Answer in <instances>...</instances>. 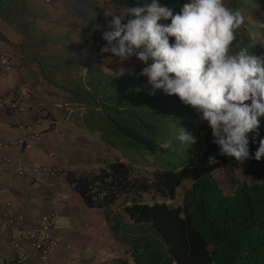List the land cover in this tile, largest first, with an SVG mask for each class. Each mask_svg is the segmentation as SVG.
<instances>
[{
	"label": "trees",
	"instance_id": "1",
	"mask_svg": "<svg viewBox=\"0 0 264 264\" xmlns=\"http://www.w3.org/2000/svg\"><path fill=\"white\" fill-rule=\"evenodd\" d=\"M12 1L13 7L6 10L3 6L8 0H0V20L26 42L23 34L28 31L15 12L19 1ZM142 2L109 0V9L120 11ZM184 2L167 0L174 6ZM255 4L256 0H241L239 7L251 14ZM237 5L233 0L232 8ZM95 10L89 40L93 55L102 60L107 55L100 53L105 28H95V24L107 25L110 18L104 16L107 9ZM254 34V26L245 19L234 45L251 46L256 54L264 53V30L259 40L252 38ZM139 72L114 74L88 68L80 86L58 87L67 100H59L61 107H54L68 112L71 107L84 108L83 132L96 136L122 157L129 153L155 157L152 171L134 170L116 159L101 162L98 170L90 173L63 172L88 208L105 213L111 238L125 248L123 257L103 264H128L129 260L133 264H264V175L251 185L238 182L234 193L226 195L214 173L236 160L218 155L207 123L177 97L160 91L150 95ZM180 127L195 135V145L178 140ZM261 132L264 135V127ZM250 147L254 152L257 146ZM164 152H184V159L177 165L163 158ZM210 155L216 156L217 164L208 165ZM187 185L180 207L165 204L175 200L177 190Z\"/></svg>",
	"mask_w": 264,
	"mask_h": 264
},
{
	"label": "clouds",
	"instance_id": "2",
	"mask_svg": "<svg viewBox=\"0 0 264 264\" xmlns=\"http://www.w3.org/2000/svg\"><path fill=\"white\" fill-rule=\"evenodd\" d=\"M76 3L84 5V0ZM104 16L110 20L102 32V55L110 54L120 64L133 58L141 62L138 75L146 79L149 94L154 96L160 91L177 97L194 110L210 128L218 155L241 164L264 160V53L256 54L251 46L234 45L245 24L242 10L229 7L225 0H186L178 6L167 0H144L120 11L107 9ZM255 27L264 30V21H258ZM129 74L136 75L134 70ZM177 138L185 145L197 143L195 135L183 127ZM250 145L257 146L254 152ZM207 163L217 164L216 156L210 155ZM238 182L244 181H236L232 192L225 194L232 195ZM188 187L178 189L176 199L165 204L180 207ZM179 190H183L182 194ZM109 239L112 241L110 236ZM60 243L59 240L56 250ZM119 245L121 252L100 264L123 257L125 248ZM128 264L133 263L129 260Z\"/></svg>",
	"mask_w": 264,
	"mask_h": 264
},
{
	"label": "crops",
	"instance_id": "3",
	"mask_svg": "<svg viewBox=\"0 0 264 264\" xmlns=\"http://www.w3.org/2000/svg\"><path fill=\"white\" fill-rule=\"evenodd\" d=\"M0 38H3L0 40V55L17 53L20 57L18 73L10 72L5 76L0 75V96L9 91L24 94L21 82L25 80L33 87V95L26 101L29 110L27 114L24 116L0 114V139H15L18 136L17 124L30 122L33 110L43 106L50 114L49 121H43L38 129L43 131V145L35 146L25 152L24 156L36 164H48L69 170L67 158L64 159L62 153L68 142L65 132L73 128L70 124L72 119L69 117L64 120L59 115V111L54 108L59 104V100H67V95L63 96L61 90L43 84L44 77L37 65V58L26 50L22 44L23 40L1 20ZM33 47L37 45L34 44ZM51 124L56 127L55 131L50 129ZM63 124L65 128L61 130L59 126ZM72 139H74L73 142ZM72 139H70L72 144L78 142L76 138ZM52 150L58 151L57 159H48L47 155ZM21 153L19 149L6 151L0 149V205H8L11 211L24 214L28 222H33L49 213L55 214L52 234L61 243L50 256L48 264H100L118 255L121 247L112 238V241L109 240L105 213L99 209L88 208L65 179L54 180L53 188L47 191L33 184L28 177L17 178L11 166L1 165V157L8 155L16 161ZM69 172L74 173L70 170ZM24 249L29 255L28 264H37V255L28 247ZM9 255L10 249L6 239L0 238V264Z\"/></svg>",
	"mask_w": 264,
	"mask_h": 264
},
{
	"label": "rangeland",
	"instance_id": "4",
	"mask_svg": "<svg viewBox=\"0 0 264 264\" xmlns=\"http://www.w3.org/2000/svg\"><path fill=\"white\" fill-rule=\"evenodd\" d=\"M18 1V8L15 10L17 13L16 16H20V19L23 20V24L28 31L24 34L22 33L26 39V42L23 41L22 44L31 55L37 58V65L46 83L43 80L42 82L46 86H55L58 90H60L58 87L64 89L76 88V86H80L84 83V77L87 76L88 68L101 69L105 73L129 74L130 70H134L135 72L136 70H141L143 67L142 63L135 58L120 64L117 58L111 57L110 54H107L102 60L97 59L93 55L92 43L89 40V35L92 30L90 26L92 25L94 13L90 9L86 10L85 3L92 9H109V0H84V5L75 3V5L68 4L69 9L62 0ZM232 1L233 0H225V3L232 8ZM237 1V8L246 14V21H251L254 26L255 34L252 35V38L254 40H259L261 38L260 33L262 29H257L255 24L258 21H264V0H256V4L251 6L249 10L251 14H247V10H243L239 7V2L241 0ZM10 7H13L12 0H8V3L3 6V9L8 10ZM83 7L85 9L84 12L82 11ZM11 20H14V18L12 17ZM100 27L106 28V24H95V28ZM9 28L11 29L10 26ZM34 38L37 39V43L34 42ZM1 39L3 38H0V40ZM11 42L13 43V40ZM34 44H36L37 47H33ZM61 95L66 96L64 92H62ZM59 104L61 103L59 102ZM67 104L71 106V104ZM57 105L55 108H59ZM42 108L44 107L42 106ZM71 108V113L68 111H59V115L62 116L64 120L69 117L72 119L70 124H72L73 128L65 132L68 142L65 148H63L62 153L63 158H67L69 164L67 167L70 171L75 172L82 170L81 172L86 173L94 172L98 170L101 162H110L116 159H120L123 163L130 165L134 170L152 171L150 168L154 166L155 157H150V155H129L130 153L123 154L122 157L120 153L109 150V148L105 147L96 136L87 135V133L83 132L84 127L82 126L81 119L83 117L82 115L85 113V109ZM73 117H75V119H73ZM74 125L78 128H74ZM59 127L61 130L65 128L64 124ZM72 138H76L78 142L72 144L70 141ZM73 140L74 139H72V142ZM56 152L58 155L57 150ZM162 155L161 156L167 161L176 163L177 165L184 159V152L181 154H167L164 152ZM61 170L69 172V170L65 168H61ZM263 173L264 160L260 162L256 160H247L243 164L236 162L230 168L216 172L215 178L224 192L229 194L232 192L236 181H244L250 184L255 183L260 180ZM182 192L183 190H179V194H182Z\"/></svg>",
	"mask_w": 264,
	"mask_h": 264
},
{
	"label": "built area",
	"instance_id": "5",
	"mask_svg": "<svg viewBox=\"0 0 264 264\" xmlns=\"http://www.w3.org/2000/svg\"><path fill=\"white\" fill-rule=\"evenodd\" d=\"M20 57L16 54L3 53L0 55V75L6 73H18ZM24 94L9 91L0 96V114H12L24 116L28 113L26 101L33 95V87L25 80L21 82ZM61 107V105H57ZM50 114L42 107L34 109L28 123H18V136L12 140L0 139V149L3 151L19 149L22 152L16 161L5 155L1 157V165L12 167L17 178H30L33 184L44 189H51L54 180L64 179L60 168L48 164L34 163L28 160L25 152L35 146L43 145V131H38L43 121H49ZM52 131L56 128L51 124ZM48 159L57 157L56 150L47 155ZM1 168V167H0ZM54 214L39 217L33 222H28L24 214L13 212L8 205H0V238H5L10 249V256L3 264H27L29 255L25 247L30 248L38 255L39 264H46L48 257L56 250L59 240L53 237Z\"/></svg>",
	"mask_w": 264,
	"mask_h": 264
},
{
	"label": "water",
	"instance_id": "6",
	"mask_svg": "<svg viewBox=\"0 0 264 264\" xmlns=\"http://www.w3.org/2000/svg\"><path fill=\"white\" fill-rule=\"evenodd\" d=\"M65 4H66V6H67V8L69 9V5L68 4H72V5H75V4H77L76 2L77 1H79V0H69L68 2H67V0H62ZM75 3V4H74ZM85 6H86V8L87 9H90L91 11H93V13L95 14L96 13V11L95 10H93L89 5H87V3H85ZM84 10V9H83ZM82 10V11H83Z\"/></svg>",
	"mask_w": 264,
	"mask_h": 264
}]
</instances>
